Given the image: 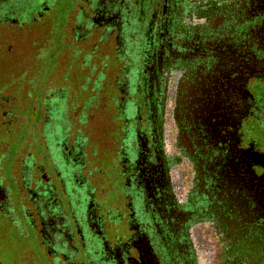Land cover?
I'll return each instance as SVG.
<instances>
[{
    "label": "flooded vegetation",
    "instance_id": "obj_1",
    "mask_svg": "<svg viewBox=\"0 0 264 264\" xmlns=\"http://www.w3.org/2000/svg\"><path fill=\"white\" fill-rule=\"evenodd\" d=\"M55 3L0 0L1 54ZM63 3L65 42L114 73L101 178L81 142L43 135L46 165L0 142V246L25 223L46 264H264V0Z\"/></svg>",
    "mask_w": 264,
    "mask_h": 264
},
{
    "label": "rangeland",
    "instance_id": "obj_2",
    "mask_svg": "<svg viewBox=\"0 0 264 264\" xmlns=\"http://www.w3.org/2000/svg\"><path fill=\"white\" fill-rule=\"evenodd\" d=\"M64 11L63 0H56L43 18L45 26L28 32L26 39L17 36L9 55L0 51V90L7 96L5 116L0 114V142L7 144L9 156L22 148L21 155L29 152L44 165L43 135L62 137L65 145L81 142L87 164L82 172L94 168L93 174L86 173V180L96 181L102 153L96 146L92 154L91 143L101 136L102 97L109 85L106 78L113 80L114 73L108 74V53L65 42ZM4 239L1 264H46L44 250L25 223L19 234L6 230Z\"/></svg>",
    "mask_w": 264,
    "mask_h": 264
},
{
    "label": "water",
    "instance_id": "obj_3",
    "mask_svg": "<svg viewBox=\"0 0 264 264\" xmlns=\"http://www.w3.org/2000/svg\"><path fill=\"white\" fill-rule=\"evenodd\" d=\"M100 178H101V177H98V179H97V181H96L97 183H99V181H100Z\"/></svg>",
    "mask_w": 264,
    "mask_h": 264
},
{
    "label": "crops",
    "instance_id": "obj_4",
    "mask_svg": "<svg viewBox=\"0 0 264 264\" xmlns=\"http://www.w3.org/2000/svg\"><path fill=\"white\" fill-rule=\"evenodd\" d=\"M102 105V104H101Z\"/></svg>",
    "mask_w": 264,
    "mask_h": 264
}]
</instances>
